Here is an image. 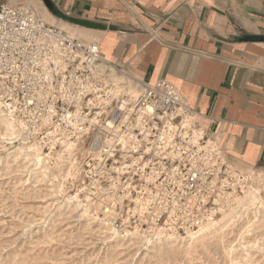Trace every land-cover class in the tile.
Listing matches in <instances>:
<instances>
[{
    "label": "built area",
    "instance_id": "built-area-1",
    "mask_svg": "<svg viewBox=\"0 0 264 264\" xmlns=\"http://www.w3.org/2000/svg\"><path fill=\"white\" fill-rule=\"evenodd\" d=\"M100 61L97 43L28 4L0 5V102L45 150L71 146L79 174L69 188L120 231L196 232L250 180L171 81L123 73L124 81L109 82Z\"/></svg>",
    "mask_w": 264,
    "mask_h": 264
},
{
    "label": "crops",
    "instance_id": "crops-1",
    "mask_svg": "<svg viewBox=\"0 0 264 264\" xmlns=\"http://www.w3.org/2000/svg\"><path fill=\"white\" fill-rule=\"evenodd\" d=\"M0 0L100 46L109 82L171 81L228 161L264 168V0ZM132 85V84H131ZM132 90L137 89L132 85Z\"/></svg>",
    "mask_w": 264,
    "mask_h": 264
},
{
    "label": "rangeland",
    "instance_id": "rangeland-1",
    "mask_svg": "<svg viewBox=\"0 0 264 264\" xmlns=\"http://www.w3.org/2000/svg\"><path fill=\"white\" fill-rule=\"evenodd\" d=\"M7 125L0 115V264H264V208L260 205L241 209L234 223L216 228L204 242L188 250L180 243L168 246L131 234L123 237L129 231L123 233L110 225L98 206L86 203L78 196L79 189L74 193L65 184L73 168L66 147L48 151L37 140L43 153L50 154V161L38 164L17 138L12 139ZM55 162L64 166L58 177ZM253 172L264 174V168L245 172L251 180L246 192L251 186L264 189L258 179L249 177ZM75 194L78 198L72 202L69 198ZM87 204L89 214L84 211ZM114 230L121 234H112Z\"/></svg>",
    "mask_w": 264,
    "mask_h": 264
},
{
    "label": "bare ground",
    "instance_id": "bare-ground-1",
    "mask_svg": "<svg viewBox=\"0 0 264 264\" xmlns=\"http://www.w3.org/2000/svg\"><path fill=\"white\" fill-rule=\"evenodd\" d=\"M132 90V89H131ZM132 92H135L134 90H132ZM0 115L3 116L4 121L10 126V131H11V136L12 139L13 138H17V140L20 141L21 147L26 150L27 152H29V155H32L35 159L34 162L40 164V163H45V161H50L47 160V157L50 156L47 154H44L41 148V145L39 144V142H41V140H39L36 136H30L29 134H27L24 130V128L22 127V125L18 122V120L16 119V117L13 115L12 112H10L9 110H7V108L0 102ZM7 125V126H8ZM6 126V127H7ZM9 133V132H8ZM27 137V138H25ZM9 139V138H8ZM39 142H38V141ZM42 144V142H41ZM43 145V144H42ZM64 147L65 150L67 152H69L70 154V158L73 154L72 148L70 145H65ZM18 149V148H17ZM54 151V150H53ZM58 152V151H56ZM24 153V152H23ZM60 153V152H59ZM27 154V153H26ZM62 154V153H61ZM19 156V155H18ZM21 156V155H20ZM68 156V155H67ZM55 158V157H54ZM58 159H63L61 158V155H57ZM53 159V158H52ZM55 161V160H54ZM65 161V160H64ZM69 161V160H68ZM52 162V161H51ZM62 162V161H61ZM28 163V162H27ZM35 163V164H36ZM47 163V162H46ZM67 163V162H66ZM48 164V163H47ZM50 165V164H49ZM48 165V166H49ZM65 165V164H64ZM70 166H73L72 170V177L73 179L75 178L76 180L78 179V171H75L74 167L75 164L70 163ZM46 166V165H45ZM44 166V167H45ZM41 167V166H40ZM50 168V167H49ZM48 168V169H49ZM54 168H55V173L57 174L56 177L60 176L62 173H64V166H62L61 163L55 162L54 164ZM38 169V168H36ZM52 169V168H51ZM54 170V169H53ZM52 170V171H53ZM50 171V170H49ZM41 175V174H40ZM45 175V173H44ZM51 176V175H50ZM47 177V176H46ZM45 177V179H47ZM52 177V176H51ZM55 177V178H56ZM249 177L251 179H258L261 183L260 184H264V174L262 173H255L253 172L252 174H249ZM43 178V177H42ZM41 178V179H42ZM49 178V177H48ZM63 178V177H62ZM67 178V177H66ZM51 179V178H50ZM58 180V179H55ZM45 181V180H44ZM63 181V180H62ZM251 181V180H250ZM60 182V181H59ZM253 182V181H252ZM67 183V182H66ZM65 183V184H66ZM55 184V183H54ZM59 184V183H58ZM64 185V184H63ZM250 186V185H249ZM261 186V185H260ZM253 187L251 186L249 191L246 192L245 196L239 197L236 201V204L234 206H232L231 208H229L228 211L223 212L222 214L219 215V217L214 218L212 220H210L209 222H207L205 225H203L199 230H197L196 232H189L188 234H186L185 236H178L175 234H170V235H163L161 232H156L153 234H140L138 232H127V234H121L118 231L112 232V234H116V235H122L123 237L128 236V234H131L133 236H137V237H141L142 240L144 241H148L151 242L153 241V239H155L156 241H162L165 242V244H167L168 246L174 245V244H182L183 246L187 247V250L192 248L193 246H196L199 243H202L206 240V238L208 236H210L211 234H213V230H216V228H226L227 226L231 225L232 223H234L238 218L240 213L248 208L254 207L256 205H260L261 207L264 208V193H262L264 191L263 188L261 187ZM60 187V186H58ZM55 188V187H54ZM53 188V189H54ZM64 188V187H63ZM56 191V190H55ZM62 191V190H61ZM69 191V190H68ZM58 192V191H56ZM60 193V192H58ZM239 196V195H238ZM77 194H75V196H70L69 200H71L72 202H74V199H77ZM67 200V199H66ZM82 201V200H81ZM80 201V202H81ZM79 202V201H78ZM79 202V203H80ZM83 203V202H82ZM234 204V203H233ZM82 205V204H81ZM85 205V204H83ZM76 207V206H75ZM90 206L87 204L86 207L84 208L86 211V213H88L90 211ZM73 208V207H72ZM82 208V207H81ZM92 208V207H91ZM94 208V207H93ZM99 208V207H98ZM256 208V207H255ZM242 209V211H241ZM254 209V208H253ZM255 210V209H254ZM92 211V210H91ZM93 212V211H92ZM257 212V211H256ZM90 213V212H89ZM88 213V214H89ZM259 213V212H258ZM83 215V214H82ZM256 215V213H255ZM262 215V214H261ZM258 216V215H257ZM260 216H258L259 218ZM264 218V217H263ZM262 218V219H263ZM94 219V218H93ZM253 219V218H252ZM251 219V220H252ZM255 219V218H254ZM258 221V220H257ZM259 223V221L257 222V224ZM248 224V223H247ZM250 224V223H249ZM252 224V223H251ZM249 226V225H247ZM115 227V226H114ZM116 229V228H114ZM229 230V229H228ZM110 231V230H109ZM247 231V230H246ZM251 231V230H250ZM122 232V231H121ZM249 232V231H248ZM247 232V233H248ZM110 233V232H109ZM124 233V232H123ZM246 233V232H245ZM109 235V234H108ZM113 236V235H112ZM154 237V238H153ZM163 237V238H162ZM166 237V238H165ZM168 237V238H167ZM185 237V239L181 240H176L174 238H183ZM127 239V238H126ZM164 245V244H163ZM164 249V248H163ZM235 259V258H234ZM237 260V259H236ZM232 261V259H231Z\"/></svg>",
    "mask_w": 264,
    "mask_h": 264
},
{
    "label": "water",
    "instance_id": "water-1",
    "mask_svg": "<svg viewBox=\"0 0 264 264\" xmlns=\"http://www.w3.org/2000/svg\"><path fill=\"white\" fill-rule=\"evenodd\" d=\"M43 1L45 2V4L47 5V7L49 9L53 8L52 3H51L50 0H43ZM246 39L247 40H264V36H254V35H252V36H248Z\"/></svg>",
    "mask_w": 264,
    "mask_h": 264
}]
</instances>
